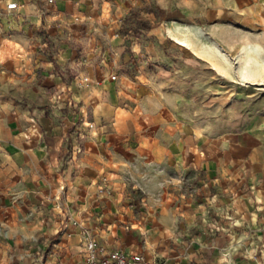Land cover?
<instances>
[{"label": "crops", "instance_id": "obj_1", "mask_svg": "<svg viewBox=\"0 0 264 264\" xmlns=\"http://www.w3.org/2000/svg\"><path fill=\"white\" fill-rule=\"evenodd\" d=\"M12 1L18 8L6 11ZM93 7L92 0H0V14L18 19L0 18V222L32 208L28 228L48 250L45 258L17 264H80L87 227L100 246L142 254L150 264H264L263 168L253 166L239 180L218 177L214 161L197 200L157 196L165 167L185 171L187 156L181 140L165 146V84H144L136 69L151 58L152 42L141 50L130 38L127 50L126 17L111 34ZM157 28L152 24L148 35L160 41ZM173 37L196 52H214ZM129 63L134 80L126 74ZM139 156L154 178L145 184L148 195L134 187L127 199L121 171Z\"/></svg>", "mask_w": 264, "mask_h": 264}, {"label": "rangeland", "instance_id": "obj_2", "mask_svg": "<svg viewBox=\"0 0 264 264\" xmlns=\"http://www.w3.org/2000/svg\"><path fill=\"white\" fill-rule=\"evenodd\" d=\"M92 3L93 15H101V20L104 18L112 25L111 34L119 32L125 17L136 14L126 25L127 50L131 48L130 38L141 50L152 42L151 58L143 57L136 69L142 71L144 84H165L163 94L168 116L165 146L181 140L187 156L185 171L173 168V164L165 167V177H160L157 184V196L163 192L197 200L200 181L206 180L208 167L214 161L219 162L218 177L219 173H226L227 177L242 180L253 166L260 165L264 170V85H261L264 79V0H92ZM74 15L68 13L66 18L75 23ZM0 18L18 21L11 13L0 14ZM152 24L158 25L160 41L155 35H148ZM173 36L186 37L194 47H208L214 52H196L188 41L189 48L180 45ZM6 43L8 47L14 46L12 42ZM74 46H81L76 39ZM244 46L253 49L249 58L240 54ZM221 51L228 56V63ZM245 59L249 60L248 64L244 63ZM206 61L211 66L217 63L227 67L230 76L223 77L216 72L217 75ZM125 66L130 67L125 68L128 78L134 80L136 69L131 67L132 63ZM243 69L263 78L246 81L241 77ZM122 80L127 83L125 78ZM80 107L82 105L77 106ZM86 114L89 117L88 110ZM184 126L190 127L186 133L181 131ZM182 133L184 135H180ZM81 145L78 141V146ZM193 156L200 163L194 165ZM143 158L135 157V162L121 171L123 180L130 185V190L124 193L127 199L134 187L139 195H148L145 184L154 177L147 174L152 169ZM32 211L27 206L8 223L0 222V264H17L23 258L27 263L45 258L48 250L41 249L38 235L28 228L34 222ZM23 213L26 215L22 216ZM71 263L77 264L75 260Z\"/></svg>", "mask_w": 264, "mask_h": 264}, {"label": "built area", "instance_id": "obj_3", "mask_svg": "<svg viewBox=\"0 0 264 264\" xmlns=\"http://www.w3.org/2000/svg\"><path fill=\"white\" fill-rule=\"evenodd\" d=\"M51 3L53 0H47ZM18 8V4L14 1L5 4V10L11 11ZM1 13V9H0ZM116 76L112 75L111 79ZM87 81V78H83ZM91 128V124H89ZM102 184L106 185V180L103 178ZM104 188L99 189V193H103ZM95 229L83 228L81 232V245H82V261L80 264H150L142 254H125L118 249L108 250L99 245L95 237Z\"/></svg>", "mask_w": 264, "mask_h": 264}, {"label": "bare ground", "instance_id": "obj_4", "mask_svg": "<svg viewBox=\"0 0 264 264\" xmlns=\"http://www.w3.org/2000/svg\"><path fill=\"white\" fill-rule=\"evenodd\" d=\"M180 45L184 46V47H190V44L186 41V40H176ZM253 49L251 47H248V46H244L242 49H241V56L242 57H245V58H249L250 55H249V52H252ZM255 52V51H254ZM202 53V52H201ZM221 54L222 56L224 57V60L226 63H228V56L226 54H224L223 51H221ZM244 63L245 64H248L249 63V60L245 59L244 60ZM213 66V69L218 73L220 74L221 76L223 77H229L230 76V72L228 70L227 67H224L222 65H219L217 63H213L212 64ZM241 77L246 80V81H257L256 79H258L259 77L263 78V76L261 75H257V74H250L246 69H243L242 72H241ZM261 85H264V79L262 80V84Z\"/></svg>", "mask_w": 264, "mask_h": 264}, {"label": "trees", "instance_id": "obj_5", "mask_svg": "<svg viewBox=\"0 0 264 264\" xmlns=\"http://www.w3.org/2000/svg\"><path fill=\"white\" fill-rule=\"evenodd\" d=\"M136 17L135 14H130L129 16H127L124 20L125 24L129 23L130 21H132L134 18ZM124 31L127 32V28H123Z\"/></svg>", "mask_w": 264, "mask_h": 264}]
</instances>
